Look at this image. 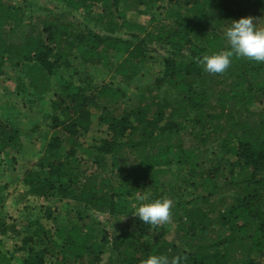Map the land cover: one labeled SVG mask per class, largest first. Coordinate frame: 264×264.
Listing matches in <instances>:
<instances>
[{
	"label": "trees",
	"instance_id": "16d2710c",
	"mask_svg": "<svg viewBox=\"0 0 264 264\" xmlns=\"http://www.w3.org/2000/svg\"><path fill=\"white\" fill-rule=\"evenodd\" d=\"M11 1L0 0V80L16 59L25 68L18 93L43 97L58 81L52 132L22 182L29 195L74 205L63 222L45 207L53 227L36 218L25 232L0 213V236L20 237V261L142 264L164 254L180 264H264V63L233 57L223 73L200 63L228 49L227 25L263 13L264 0H62L94 22L84 27L61 13L28 17ZM130 14L149 16V29ZM151 54L163 57L162 74L149 75L122 112V87L75 68L129 83ZM93 108L107 133L85 145ZM26 147L21 130L0 118V153L14 158ZM145 197L172 201V239L148 236L156 225L133 215ZM123 216L136 228L109 234L107 221ZM14 255L0 250V264H16Z\"/></svg>",
	"mask_w": 264,
	"mask_h": 264
},
{
	"label": "rangeland",
	"instance_id": "374dc122",
	"mask_svg": "<svg viewBox=\"0 0 264 264\" xmlns=\"http://www.w3.org/2000/svg\"><path fill=\"white\" fill-rule=\"evenodd\" d=\"M11 2L21 5L25 9L28 17L34 15H46L52 13H61L62 19L72 21L75 24L84 27L85 24L94 26V22L88 20L80 11H74L69 8L62 0H12ZM260 26H264V12L253 16ZM130 21L141 23L145 26H150L149 16L147 15H129ZM121 35H128V32L122 31ZM75 68L78 73L84 77L91 75L96 84L105 82H113L119 85L126 92L127 96L122 103L121 112L125 109L129 110L137 104V96L141 85L149 79V75L159 76L163 71V57L160 54H151V58L143 67L144 75L136 77L131 82H118L112 75H106L101 69L88 64L76 63ZM25 73V68L22 65H9L6 75L0 80V118L9 121L14 126L18 127L25 140L27 147L25 152L20 153L14 158L0 153V196L5 197L4 207L0 213L6 216V222L12 224L17 222V229L21 232L26 231L25 222L33 219H40L47 227L52 228L53 223L45 217V207H50L54 211V215L59 221H65L68 217L74 214V205L71 202L63 200L46 201L43 198L36 196H28L26 187L22 182L23 173L29 169L32 161H35L42 152L47 141V136L52 132L51 129V101L54 98L55 87L58 85L56 79L53 80V87L50 93L43 97L32 96L29 90L18 93L17 78ZM257 105L256 107H258ZM97 111L93 108V124L91 130L85 134L81 140L85 145H93L98 140L106 136V128L101 127L97 121ZM5 186L4 189L1 187ZM228 197V196H227ZM109 217V216H105ZM128 224L131 229L136 228V222L133 217L123 216L122 222H117L114 219H109L106 223V228L109 234L118 233L122 225ZM176 223L168 221L167 223L156 225L149 232L156 237L163 235L169 239L174 237V229ZM20 244L18 235L9 234V236H0V250L13 252V260L16 264H23L16 254V246ZM22 255V254H21ZM104 262L107 260V255H104Z\"/></svg>",
	"mask_w": 264,
	"mask_h": 264
},
{
	"label": "clouds",
	"instance_id": "9594fccd",
	"mask_svg": "<svg viewBox=\"0 0 264 264\" xmlns=\"http://www.w3.org/2000/svg\"><path fill=\"white\" fill-rule=\"evenodd\" d=\"M224 38L230 47L204 55L200 61L210 73H223L233 57H242L264 63V26H260L251 16L233 19L224 31ZM172 201L167 197L155 199L141 198L133 215L149 226L167 223L171 215ZM182 257H173L171 261L164 255H148L142 264H180Z\"/></svg>",
	"mask_w": 264,
	"mask_h": 264
},
{
	"label": "crops",
	"instance_id": "0c3cea01",
	"mask_svg": "<svg viewBox=\"0 0 264 264\" xmlns=\"http://www.w3.org/2000/svg\"><path fill=\"white\" fill-rule=\"evenodd\" d=\"M24 184V183H23ZM25 187H26V194H27V186L25 185ZM28 196H32V195H29V194H27ZM4 203H5V198H4V202H3V206H1V208H3L4 207ZM1 208H0V210H1ZM2 214H4V213H2ZM34 220V219H33ZM17 226H18V224H17Z\"/></svg>",
	"mask_w": 264,
	"mask_h": 264
}]
</instances>
